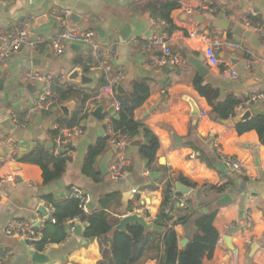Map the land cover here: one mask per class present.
<instances>
[{"label": "crops", "instance_id": "obj_1", "mask_svg": "<svg viewBox=\"0 0 264 264\" xmlns=\"http://www.w3.org/2000/svg\"><path fill=\"white\" fill-rule=\"evenodd\" d=\"M168 1L0 0V32L12 34L25 26L32 44L25 45L0 70V179L10 176L14 180L0 187L4 193L0 199V264H36L32 261L34 253L45 257L46 261L41 264H98L103 260L112 264L109 244L100 246L97 240H86L83 237L86 224L78 220L72 224L75 228L81 227V237L68 233L62 243L48 245L41 252L35 251L32 245L6 237L4 230L12 221L36 225L45 215L43 207L48 205L43 198L51 196L65 200L72 188L91 196L93 210H99L100 200L114 195L117 201L105 209L109 216L119 220L128 214H138L153 223L160 212L167 182L178 195L185 197L187 204L186 209L177 205L172 208L165 222L169 228L188 209L197 208L201 202L216 200L218 205V200L225 195L235 194L230 203L218 205L213 222L218 241L212 257L203 259L202 264H264V147L254 131L239 135L235 124L228 127L214 122L206 100L193 87L194 80L200 79L203 85L218 91L220 101L233 97L240 103L264 90V0H176L178 7L169 15L175 30L167 36L166 42L179 56V62L159 66L155 60L161 57V52L150 46V39L152 34L166 33L152 25L155 19L151 16L150 5ZM205 3L212 11L186 14L187 9H197ZM60 9H69L78 18L76 27L95 30L102 46L118 45L113 72H125L121 84L124 94L140 80L147 81L149 86V96L134 111L133 120L151 131L159 146L153 165L147 168L139 155L141 142L134 140L132 143L139 141L138 146L131 143L125 152L124 181H112L108 174L102 176L99 171L104 157L107 158V170L116 158V151L107 143L103 155L95 162L99 180L95 182L81 172L88 148L108 136L104 118L109 116L106 110L112 104L100 94L103 74L84 69L90 63L85 48L76 50L69 46L62 56H54L50 40L59 32V27L48 14ZM220 21H228V27H215L214 24ZM122 33L128 34L126 40H122ZM191 33H194L193 38ZM215 39L237 46L219 54L220 61L228 63L237 72V79L219 68H207L204 62L207 73L200 77L190 63V60L202 58L206 43ZM74 69L80 70L89 82L81 84L68 79L59 82L60 77L68 76ZM29 70L53 74L57 79L56 87L62 86L74 93L49 113L30 114L40 89L30 93L22 84L21 78ZM97 96H101L100 105L104 110L97 119L89 107L91 111L82 121L83 134L69 145V160L57 182L44 185L39 167L13 159L15 152L19 158L37 144L54 147L53 127L66 128L72 119L77 124L84 109ZM70 104L65 116L59 108ZM245 111H249L251 117L264 115V105L253 104ZM234 113L235 117L243 114ZM12 116L26 122V127H14L10 121ZM5 120L10 121L11 130L2 126ZM223 157L237 159L244 176L230 172ZM152 174L157 175L151 177ZM179 178L190 186L179 182ZM228 181L233 183L226 186L230 188L229 192L225 190L220 196L210 191ZM178 184L189 191L180 192ZM195 186L205 187V190L195 191ZM174 230L185 243L195 234L191 222L177 225ZM160 255V250L148 251L139 264H157Z\"/></svg>", "mask_w": 264, "mask_h": 264}, {"label": "trees", "instance_id": "obj_2", "mask_svg": "<svg viewBox=\"0 0 264 264\" xmlns=\"http://www.w3.org/2000/svg\"><path fill=\"white\" fill-rule=\"evenodd\" d=\"M177 7L176 0H170L166 3H152L150 5L152 18L166 23L163 31L167 35H170L175 30L169 15ZM84 69L87 71V66ZM104 84L103 80L100 81V85L103 86ZM193 87L199 96L206 100L211 109L210 116L214 122L221 123L235 118L234 111L240 104L239 100L228 97L224 101H220L218 91L203 85L200 79L194 80ZM54 93L62 103L68 101L74 92L58 86L54 87ZM148 96L149 86L147 81L134 82L127 93L116 96V100L120 104V110L117 113L119 120L111 119V123L114 131L126 134L141 142L139 155L145 161L146 167L151 168L159 146L158 140L141 123L133 120L134 111L143 105ZM84 99L86 100L87 97H84ZM75 124L76 120L72 119L66 124V128H70ZM234 128L239 135L254 131L257 134L259 143L264 147V115H256L245 122L236 123ZM52 133L53 136H57V131ZM107 140L108 137L99 139L94 145L90 146L84 159L81 172L85 177L91 178L95 182L99 180L100 176L95 170V162L103 155ZM15 159L19 163L39 167L43 184L49 185L57 182L62 177L69 156L55 155L51 145L37 144L31 152ZM179 182L190 186L181 178H179ZM229 184L233 183L228 181L223 186L212 187L210 191L221 196ZM169 188L170 182H167L164 186L160 212L153 222V224L162 229L161 232L155 230L145 232L139 225L128 226L126 233L113 232V227L119 220L109 216L105 209L107 210L113 202L117 201L114 200V195L100 200L99 210L92 209L88 214H84L78 209L76 200L68 199L67 197L65 200H56L51 196H46L43 200L52 207V218L55 222L54 224L50 222L44 224L43 228L38 232L40 234L39 240L32 244V248L37 252H41L48 245L62 243L67 238L69 224L78 220L86 224L83 234L86 240H97L100 246L106 243L109 244L112 264H139L146 252L152 250L161 251L157 264H202L203 259L212 257L218 241L219 235L213 226V222L219 206L216 205V200L201 202L197 208L188 209L169 228L165 225L168 216L164 214V209L170 200ZM202 209H205L206 212H200ZM190 222L195 228V234L187 243L182 245V239L176 233L174 227L186 225ZM72 225L70 224V226ZM98 264L106 263L103 260L98 262Z\"/></svg>", "mask_w": 264, "mask_h": 264}, {"label": "built area", "instance_id": "obj_3", "mask_svg": "<svg viewBox=\"0 0 264 264\" xmlns=\"http://www.w3.org/2000/svg\"><path fill=\"white\" fill-rule=\"evenodd\" d=\"M203 11H212L208 4H203L197 9H187V15H200ZM49 17L54 20V22L59 27V32L53 36L50 40V48L54 56H62L65 50L69 46H79L80 48H85L87 55L90 58V63L87 65L88 71L92 73L103 74L104 85L101 89V96L107 97L111 104L114 106V111L117 114L120 110V104L116 100V87L121 85L124 78L125 72H113L114 62L118 56V45L113 44L110 47L102 46L98 39L95 30H85L78 28L75 24L71 25L70 16L72 15L69 9H60L51 11ZM152 25L161 28L163 30L166 27V23L162 20H153ZM249 27L248 24H245ZM256 31L257 29L254 28ZM259 30V29H258ZM167 34H152L150 39V46L157 48L161 52V57L155 60V64L159 66L176 65L179 62V56L175 54L166 42ZM190 36L193 38L194 33ZM25 45H32L29 42V33L26 27L16 29L12 34H7L6 32H0V70L5 65L6 61L10 59L15 54L19 53ZM237 46L233 43L227 41L213 40L212 42L206 43L202 50V58L205 66L209 69L219 68L224 74L229 75L232 79H237L238 74L233 70L228 63H223L219 59V54L225 50H234ZM69 75V74H68ZM68 76H62L59 78V82L62 83L67 80ZM56 77L50 73H44L40 71L29 70L26 71L21 82L23 85L26 84H40V95L36 104L29 110L30 114H42L49 113L53 108H57L61 102L59 97L54 93V81ZM101 96H97L92 100V102L87 106L82 115L81 121L70 128H61L55 125L53 128L57 131V136L54 140V154L69 156V145L72 141L79 138L84 131V125L82 124L83 117L90 113V106L100 105ZM264 105V90L249 96L246 100L242 101L235 108V112L243 113L253 104ZM11 123L16 128H25L26 122H20L15 116H12ZM104 122L108 130V146L112 147L116 151V158L110 162L108 166V176L112 181L121 182L124 181L126 177L125 170V152L129 145L135 140L126 134L114 131L111 123V117L105 116ZM17 153L13 155L15 159ZM194 158V155H191ZM222 161L229 169L230 172L238 174L240 177L244 176V170L241 163L234 158L223 157ZM14 180L12 177L7 176L0 179V187L4 183H12ZM195 191L205 190V187L195 186L193 188ZM227 192L230 188L225 189ZM170 200L164 209V214L169 215L174 206H178L180 209H186L187 204L184 196L177 194L176 190L170 185ZM135 194L136 191L132 190ZM4 193L0 189V199L3 198ZM68 199L76 200L78 203V209L84 214L90 212L91 196L81 192L76 188H72L70 193L67 195ZM45 215L39 220L36 225H33L25 221H12L10 222L4 230V234L8 238H13L22 243H28L31 246L33 243L39 240L40 234L38 232L43 228L46 222L54 224V219L52 218L53 209L49 205L43 207ZM150 221L147 218V222ZM249 228H251V222L247 221ZM72 224V223H70ZM68 233H73L75 227L70 226Z\"/></svg>", "mask_w": 264, "mask_h": 264}, {"label": "water", "instance_id": "obj_4", "mask_svg": "<svg viewBox=\"0 0 264 264\" xmlns=\"http://www.w3.org/2000/svg\"><path fill=\"white\" fill-rule=\"evenodd\" d=\"M70 20L75 24V23H77L78 18L73 14V15L70 16ZM228 25H229L228 21H220V22H217V23L214 24L215 27L223 28V29L227 28ZM124 30L127 31L128 27L125 26ZM127 36H128V34L127 35H123V33H122L121 34L122 40H126ZM72 48L76 49V50L80 49V47H74V46H72ZM190 63L197 70V72H198L200 77H204L206 75L207 68L203 65V58H200V59H197V60H190ZM67 79H68V81L78 82V83H81V84H86V83L89 82V79L86 78L84 75H82L80 70H78V69L72 70L69 73ZM25 88H26V90L28 92L32 93L33 91H35L37 89H41V86H40V84H35V85L26 84ZM123 94H124V90H123L122 85H118L116 87V96H121ZM70 108H71V104L67 105V106H61L59 109L65 116H67L68 115V110ZM91 109H92V115L95 118H97V119H99L100 115L102 114V112L104 110L101 105L97 106L96 108L94 106H91ZM106 113L113 120H115V121L119 120V116L115 113L113 105L110 106L106 110ZM250 118H251L250 112L249 111H245L241 116L235 117L233 119H228L227 121H223L221 123L224 124L225 126L232 127L234 124L245 122V121L249 120ZM2 126L4 128H7L8 130H11V128H12L9 120H5L2 123ZM138 144H139V141H135L134 143H132V146H138ZM106 164H107V158L104 157L102 159L100 165H99V171L102 174V176H106L108 174V170H107V165ZM156 175L157 174H152L151 177H155ZM177 189L180 192H183V193H187L189 191L188 189L184 188L183 186H181L179 184L177 185ZM125 197H126V195H124V199H125ZM234 197H235V194L225 195L223 198L218 200L217 204L218 205H226V204L230 203ZM92 208H93V205H90V209H92ZM131 225H139L140 227H142L144 229L145 232H148L150 230H155V231H158V232L162 231V229L160 227L156 226L153 223L147 222L143 216H140L138 214H128V215L123 216L121 219H119L117 225H115L113 227V232L119 231V232H122V233H126L127 227L131 226ZM73 233L75 235L81 237V227L77 226L75 228V230L73 231ZM227 241H229V240H227ZM25 244L29 245L28 243H25ZM181 244L184 245L185 242L182 241ZM32 261L34 263H36V264H41V263H44L46 260H45L44 256H42L40 254H37V253H34L33 256H32Z\"/></svg>", "mask_w": 264, "mask_h": 264}, {"label": "rangeland", "instance_id": "obj_5", "mask_svg": "<svg viewBox=\"0 0 264 264\" xmlns=\"http://www.w3.org/2000/svg\"><path fill=\"white\" fill-rule=\"evenodd\" d=\"M56 82H57V79H55V81H54V87H56Z\"/></svg>", "mask_w": 264, "mask_h": 264}]
</instances>
